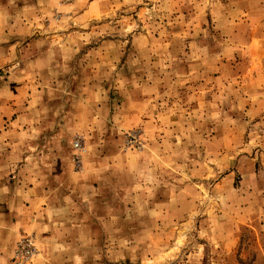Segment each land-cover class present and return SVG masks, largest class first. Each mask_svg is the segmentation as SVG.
<instances>
[{
    "label": "rangeland",
    "instance_id": "obj_1",
    "mask_svg": "<svg viewBox=\"0 0 264 264\" xmlns=\"http://www.w3.org/2000/svg\"><path fill=\"white\" fill-rule=\"evenodd\" d=\"M0 264H264V0H0Z\"/></svg>",
    "mask_w": 264,
    "mask_h": 264
},
{
    "label": "built area",
    "instance_id": "obj_2",
    "mask_svg": "<svg viewBox=\"0 0 264 264\" xmlns=\"http://www.w3.org/2000/svg\"><path fill=\"white\" fill-rule=\"evenodd\" d=\"M73 147H74L75 149H79L80 144H79L78 142H75V143L73 144Z\"/></svg>",
    "mask_w": 264,
    "mask_h": 264
}]
</instances>
